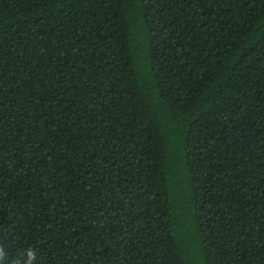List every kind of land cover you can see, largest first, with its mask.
Wrapping results in <instances>:
<instances>
[{
    "label": "trees",
    "instance_id": "obj_1",
    "mask_svg": "<svg viewBox=\"0 0 264 264\" xmlns=\"http://www.w3.org/2000/svg\"><path fill=\"white\" fill-rule=\"evenodd\" d=\"M0 244L264 264V0H0Z\"/></svg>",
    "mask_w": 264,
    "mask_h": 264
},
{
    "label": "clouds",
    "instance_id": "obj_2",
    "mask_svg": "<svg viewBox=\"0 0 264 264\" xmlns=\"http://www.w3.org/2000/svg\"><path fill=\"white\" fill-rule=\"evenodd\" d=\"M22 255L24 256L23 261L19 257L10 261L5 246L0 244V264H37V253L33 248L23 250Z\"/></svg>",
    "mask_w": 264,
    "mask_h": 264
}]
</instances>
